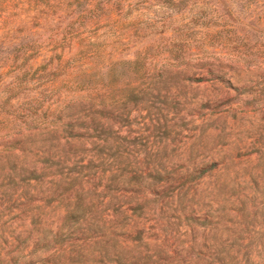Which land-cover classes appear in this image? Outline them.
Returning a JSON list of instances; mask_svg holds the SVG:
<instances>
[{
	"label": "rangeland",
	"instance_id": "rangeland-1",
	"mask_svg": "<svg viewBox=\"0 0 264 264\" xmlns=\"http://www.w3.org/2000/svg\"><path fill=\"white\" fill-rule=\"evenodd\" d=\"M84 75L95 153L158 179L138 195L144 240L112 238L107 254L33 244L62 219L70 175L33 161L62 153L64 107L89 98ZM12 145L25 153L7 164ZM33 166L45 175L27 180ZM102 169L97 187L108 185ZM38 263L264 264V0H0V264Z\"/></svg>",
	"mask_w": 264,
	"mask_h": 264
},
{
	"label": "trees",
	"instance_id": "trees-1",
	"mask_svg": "<svg viewBox=\"0 0 264 264\" xmlns=\"http://www.w3.org/2000/svg\"><path fill=\"white\" fill-rule=\"evenodd\" d=\"M124 63L129 66L135 65V60L124 61ZM91 78V75H84L80 81L81 91L85 92L89 98H82L81 103L76 108L72 103H68L64 107L66 121L63 125L64 145L62 153L54 154L43 149L41 152L42 157L33 161L34 166L40 164L39 170L41 171L50 167L65 168L70 174L61 179L66 184L62 199H60L65 201L61 206L62 219L56 225V229L52 230L50 227H45L38 235H35L33 244L36 248L61 252L67 246H74V243L79 241L82 244H101L104 253L107 254V249L112 245V238L123 236L124 242L143 241L145 234H147L143 217L149 209L145 207L142 198H139L138 195H143L141 193H144V189H147L145 192L155 193V187L152 184L157 182L158 179L155 173L151 171L124 172L118 166H111L117 160V157L113 155L104 157L95 153L92 144H94L97 137L96 110L95 102L91 97L94 84ZM103 107L102 114H104V120H107L109 119L107 103H104ZM128 114L129 112L125 116L120 114L119 119L127 118ZM99 132L103 136V140L107 141L112 132L111 123L105 121ZM25 138L18 139L17 142L21 144L25 141ZM71 140L79 141V143H71ZM87 144H90L91 147H87ZM7 150H9V153H7ZM4 151L6 155L3 156V159L8 164V154L15 151L23 154L25 148L22 145H12L6 146ZM103 164H108L111 167L108 170H101L104 174L105 172L107 174L108 185L97 187V184L91 182V178L94 177L99 166ZM34 166L30 169H21L22 172L27 173V180H37L45 175L37 173ZM214 168V163L203 166L192 177H201ZM8 172L7 174H10ZM149 178L154 179L153 182L149 181ZM100 195L107 197L95 204L94 196L100 197ZM135 218H140V220L135 221ZM36 222L37 220L31 219V223Z\"/></svg>",
	"mask_w": 264,
	"mask_h": 264
}]
</instances>
